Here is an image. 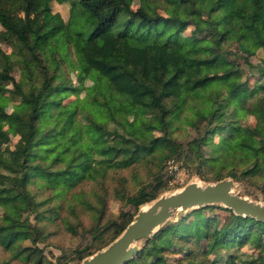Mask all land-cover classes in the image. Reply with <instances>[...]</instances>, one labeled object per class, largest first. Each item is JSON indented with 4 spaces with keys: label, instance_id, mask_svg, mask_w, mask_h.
Listing matches in <instances>:
<instances>
[{
    "label": "trees",
    "instance_id": "obj_1",
    "mask_svg": "<svg viewBox=\"0 0 264 264\" xmlns=\"http://www.w3.org/2000/svg\"><path fill=\"white\" fill-rule=\"evenodd\" d=\"M132 1L74 0L64 19L51 9V0H0V37L10 46L6 51L0 45V143L6 138L1 130L6 92L18 99L6 120L19 132L13 147H0L5 246L19 237L8 231L13 222L31 213L36 220L53 219L63 200L73 209L71 199L93 211L91 232L99 237L102 228L111 229L112 240L141 204L160 194L163 172L123 192L133 211L105 220L104 193L96 192L93 204L72 189L89 178L102 187L107 169L152 154L162 159L194 153L217 178L228 169L235 179L257 177L264 187V0H138L135 7ZM189 23L191 32L182 35ZM68 44L81 78L77 85L64 76L54 54L58 50L63 59ZM11 58L20 66L18 79L10 71ZM8 80L12 87L2 84ZM71 93L75 96L63 102ZM247 115L252 123L245 122ZM185 125L197 133L185 139L184 149L177 130ZM31 181L49 188L51 196L37 198ZM215 209L230 223L217 225L209 214ZM263 237L264 221L227 206L203 205L167 220L123 264H146L149 258L167 264L168 250L177 254L176 264H233L235 253L220 250L246 242L263 247ZM202 241L211 247L205 249ZM94 251L76 247L75 256L80 261ZM259 257L250 263L264 264Z\"/></svg>",
    "mask_w": 264,
    "mask_h": 264
},
{
    "label": "rangeland",
    "instance_id": "obj_2",
    "mask_svg": "<svg viewBox=\"0 0 264 264\" xmlns=\"http://www.w3.org/2000/svg\"><path fill=\"white\" fill-rule=\"evenodd\" d=\"M74 0H51V9L53 11H59L64 19L69 15L71 4ZM138 4V0H133L131 6L135 7ZM77 8V5H76ZM158 11H163V4L158 5ZM192 24H188L185 29L181 31L182 35L189 34L192 30ZM0 45L6 51L10 50V46L7 42L0 37ZM82 46L81 41L77 43V47ZM69 50L66 56L61 59V52L54 51V54L59 59L60 67L65 71V77H68L70 82L74 84L80 83V75L77 71L75 51L71 44H68ZM51 53V52H50ZM50 55V54H49ZM261 53L258 51L256 55L252 56V60L256 61ZM10 71L15 79L22 77L20 75V66L16 61V58H11ZM90 82L88 78L83 79V85H87ZM3 85L12 87L10 80L3 82ZM24 88L27 89L26 83H23ZM84 89H81L79 95H83ZM6 102L4 103L3 112V124L1 126L2 132L6 138L1 139L0 147H13L14 143L19 137L18 131H13L6 120L7 115L12 111L14 104L18 101L11 91L6 92ZM78 95V94H77ZM75 95L67 94L62 98L63 102L71 100ZM245 122L252 123L254 117L247 115ZM199 127L202 125L199 123ZM155 134H159V130L152 128ZM177 133H181L178 139L181 140V144L185 149V139L189 138L197 133V131L191 126H183ZM217 136L215 137V140ZM216 167L215 169H218ZM163 172L162 191L170 192L172 190L180 188L184 183L189 180L196 179L198 182L204 183L217 179V174L213 173L209 166L202 164L200 158L195 157L194 153H189L186 156H179V154H173L165 158H158L157 154H152L149 158H143L130 166L115 168L111 167L107 169L103 177V185L98 183L94 179H86L82 183H79L72 190H81L84 197L91 203L95 204L97 201V194L104 193L106 210L103 220L108 216H118L121 210L133 211V207L130 204L125 203L122 198L123 192H130L135 189L140 183L147 182L153 179L155 173ZM228 169L223 170V176H231ZM222 176V177H223ZM233 177V176H231ZM234 190L257 200L264 201V187L261 185L262 180L257 177L250 178L245 177L242 179L234 178ZM28 186L34 192L37 198L43 199L51 196V190L47 187L38 186L36 181H31ZM70 195V192L68 193ZM73 203V209H69L66 205V201L63 200L64 206L60 209L59 215L53 219L36 220L31 213L28 218H24L22 221L13 222L8 231L11 234H17L12 242L5 246L0 241V264H78L80 261L75 256L76 247H86L91 250L98 249L99 246H104L109 242L112 236L111 229H103L99 237H96L92 232V226L95 222V216L92 210L86 208L79 201L71 199ZM53 202V199L49 200L47 204ZM76 202V204H74ZM222 205V204H219ZM224 206V205H223ZM4 207L0 205V216ZM210 218L214 220L217 225L224 223H230L226 217H224V211L221 209L211 210L209 212ZM177 217L172 216L169 220H175ZM1 220V218H0ZM101 224L100 227H103ZM36 238L33 239V236ZM264 240V237H263ZM144 241H140V247H142ZM202 245L205 249H209L211 243L202 241ZM25 247L21 254H16L19 247ZM101 246V247H102ZM37 247V250L30 254L28 258L24 255L31 250V248ZM100 248V247H99ZM138 251V250H137ZM136 251V252H137ZM222 253L232 251L235 253V263L233 264H256L250 263V261L259 257L264 260V246L256 248L250 242H246L239 247L233 246L226 250H220ZM221 253V254H222ZM136 254V253H135ZM218 254V253H217ZM174 255H177L171 251H166V263L176 264ZM221 263L224 262L225 254ZM40 256V261L35 263L36 258ZM213 257V253L209 254ZM159 259V258H157ZM146 264H160V260L149 258Z\"/></svg>",
    "mask_w": 264,
    "mask_h": 264
},
{
    "label": "water",
    "instance_id": "obj_3",
    "mask_svg": "<svg viewBox=\"0 0 264 264\" xmlns=\"http://www.w3.org/2000/svg\"><path fill=\"white\" fill-rule=\"evenodd\" d=\"M222 204L233 212L264 221V201L250 198L234 190V179L223 176L213 181L189 180L180 188L163 192L141 204L133 218L106 245L82 257L78 264H123L173 215L177 218L195 207Z\"/></svg>",
    "mask_w": 264,
    "mask_h": 264
},
{
    "label": "bare ground",
    "instance_id": "obj_4",
    "mask_svg": "<svg viewBox=\"0 0 264 264\" xmlns=\"http://www.w3.org/2000/svg\"><path fill=\"white\" fill-rule=\"evenodd\" d=\"M195 181H197L196 179H194ZM198 182V181H197Z\"/></svg>",
    "mask_w": 264,
    "mask_h": 264
}]
</instances>
